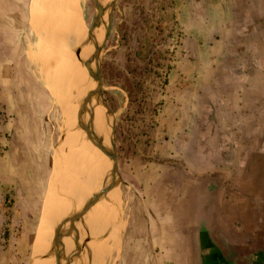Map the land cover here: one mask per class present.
<instances>
[{
	"label": "rangeland",
	"instance_id": "rangeland-1",
	"mask_svg": "<svg viewBox=\"0 0 264 264\" xmlns=\"http://www.w3.org/2000/svg\"><path fill=\"white\" fill-rule=\"evenodd\" d=\"M80 1L83 20L68 0H23L27 13L7 15L1 27V44L13 51L0 58V264H165L181 246L196 256L194 235L216 229L214 219L261 218L264 163L253 154L244 162L257 131L232 128L264 121L262 83L238 76L245 67L236 35L218 31L230 13L212 8L215 0L206 9L203 0ZM45 7L56 19L39 36L34 23H44ZM73 20L81 38L67 47L56 29ZM49 42L67 47V67L48 58ZM97 46L92 74L83 51ZM68 66L72 82L56 72ZM58 78L61 94L79 86L86 95L59 97ZM229 133L240 144L226 173L230 150L214 143Z\"/></svg>",
	"mask_w": 264,
	"mask_h": 264
},
{
	"label": "crops",
	"instance_id": "crops-1",
	"mask_svg": "<svg viewBox=\"0 0 264 264\" xmlns=\"http://www.w3.org/2000/svg\"><path fill=\"white\" fill-rule=\"evenodd\" d=\"M203 1L205 2L204 9H206L208 7L207 1ZM17 2L22 3L23 0H0V58H3L4 55L7 56V50L8 52L13 51L11 46H3L1 44L2 40H4L3 31L1 30V27H4V19H6L7 15H10L12 19L17 21L20 18L18 13H27L25 11L27 8L25 9L23 4L19 5ZM212 4V8H223L230 13L229 23L225 27H219L218 31L219 33L236 35L234 41L238 46L237 50L241 51L240 54L243 57L240 56L239 58H243L245 67V70L241 71L238 76L244 75L243 81L245 83H252L254 80L262 83L258 94L261 102L260 109L263 110H260V113L264 115V0H215ZM234 15L240 21L237 24L233 22ZM219 17L222 18L221 13H219ZM231 45L232 43L230 42L229 46L231 47ZM253 65L260 67L259 74L252 73L251 68L248 69V67ZM2 68L1 65V75L4 72ZM248 92L249 87H246L244 93ZM249 100L250 98L244 95V106ZM239 128L257 131L249 136L248 149L244 159L245 165L252 161V154L260 157L261 162L264 163V121L251 125L243 122L234 125L232 129L237 130ZM214 144L217 147L221 144L220 152H223V148H226V146L230 150L229 157L223 160L228 165V169L224 171L228 173L237 165L235 164V161H237L236 151L231 153V148H233V145L237 148V144L240 143L236 137L230 136L227 137L226 141H216ZM239 160L243 161L242 156H240ZM230 177L233 178V176ZM262 190L264 192L263 185ZM262 206L261 218L253 223H243L239 219H224L220 217L214 219L211 225L216 229L200 228L198 229V234L194 235L192 242L194 247H196V256L194 250H190L186 254V250H182V246L181 249L179 248L180 242L178 241L177 245L179 246L177 247L179 250L177 252L179 253L173 254V251H169L166 254L165 264H264V203ZM196 224L198 225V223ZM244 225H254L257 228H250L241 232L243 230L241 227ZM189 248L190 245H186V249ZM193 258L195 261L192 263L191 259Z\"/></svg>",
	"mask_w": 264,
	"mask_h": 264
},
{
	"label": "bare ground",
	"instance_id": "bare-ground-1",
	"mask_svg": "<svg viewBox=\"0 0 264 264\" xmlns=\"http://www.w3.org/2000/svg\"><path fill=\"white\" fill-rule=\"evenodd\" d=\"M80 0H68V3H67V6H68V8H70L71 9V11L73 12L72 14H73V16L75 17L74 19H77V17L78 18H80V19H82L83 20V15H82V10H81V5H80ZM50 3V2H49ZM50 5H51V3H50ZM69 10V9H68ZM56 11H58V10H56ZM60 11V10H59ZM63 11V10H62ZM70 11V10H69ZM65 12H67V10L65 11ZM43 13V12H42ZM44 23L42 24V19L40 20L39 18H37V20H36V22L34 23V25H35V28H36V30H37V32L40 34L39 36H42L43 35V33H44V30H45V28L49 25V24H51L52 22H53V20L55 21V19H52V15H54V14H50V13H52V11L51 10H48V11H46V7H45V11H44ZM62 13V12H61ZM57 14V13H56ZM64 14V13H63ZM71 14V15H72ZM40 16V15H39ZM38 16V17H39ZM60 17V16H59ZM59 18H57V20H58ZM64 20V19H63ZM66 20V19H65ZM52 21V22H51ZM51 22V23H50ZM64 22V21H63ZM84 22V21H83ZM54 23V22H53ZM58 23V22H57ZM56 23V24H57ZM69 23V24H68ZM64 24V23H63ZM65 24H67V26H65V25H63V26H58V30L56 29V31H59V32H61L62 34H64L65 35V37H63L62 36V38L64 39V43H65V46H67V47H70V46H72V45H74L75 43H79V41H80V38H81V33L82 32H80V30H79V27H78V23H77V21H74L73 20V23H71V22H66L65 21ZM81 24H83V23H79V26L81 25ZM55 25V24H54ZM53 24H52V26H54ZM59 25V24H58ZM61 25H62V23H61ZM51 26V27H52ZM60 27V28H59ZM52 28H54V27H52ZM56 28H57V26H56ZM83 36H84V34H83ZM83 38V37H82ZM41 39V38H40ZM77 39H79V40H77ZM41 43V42H40ZM49 43H51V42H49ZM43 44V43H42ZM52 44V43H51ZM39 45V44H38ZM40 46H41V44H40ZM64 45H54V44H52L51 45V47H50V50H49V56L50 57H48V58H50L51 60H52V62L54 63V64H56V66H58V67H64L65 65H66V67H67V61H65L66 60V58H65V60L63 59V57L62 56H60V51H61V53L67 48V47H65ZM44 49H45V47H44ZM44 49H42V50H44ZM49 49V48H48ZM84 49V48H83ZM69 50V49H68ZM101 51H102V49H101V46H97L95 49H93L92 51H90V55H89V52L86 50V49H84V54H85V56L87 57V66H88V60H89V66H90V71H92V74L94 73V71L96 70V63H97V56H98V54L99 53H101ZM37 52V51H36ZM41 52V51H40ZM45 52V51H44ZM48 52V51H47ZM71 51H69V53H70ZM64 54L65 53H68V52H66V51H64L63 52ZM42 54H44L45 55V53H42ZM48 54V53H47ZM66 55V54H65ZM67 55H69V56H71V54H67ZM66 55V57H68ZM39 56V55H38ZM83 56V55H82ZM44 57H46L47 58V56H44ZM71 57H73V56H71ZM89 57V58H88ZM47 58V59H48ZM70 58L68 57V61H70L69 60ZM35 60V59H34ZM46 60V59H45ZM75 60V59H74ZM46 62V64H47V60L45 61ZM67 63V64H66ZM70 63V62H69ZM43 64H44V62H43ZM81 65V64H80ZM42 66V65H41ZM44 66H45V64H44ZM44 66H42V69L47 73V74H49V73H51L49 70L50 69H48L47 67H44ZM50 66L52 67V65L50 64ZM82 66V65H81ZM81 66H80V69H82L81 68ZM66 67H65V69H66ZM72 65H71V69H72ZM50 68V67H49ZM61 69V68H60ZM63 70H64V68H62ZM68 71H65L66 72V74H65V72H63V70H57L56 72H58V73H61V74H59L60 75V77H61V75L63 74V76H66V78L65 79H67V77H69L68 79L72 82L73 80H72V76H71V74H70V70H69V66H68ZM53 70V69H52ZM51 70V71H52ZM81 72H83L82 70H80ZM55 72V71H54ZM58 73H57V75H58ZM52 82V84H53V82H54V78L50 75V78H49ZM61 79V78H60ZM59 78L57 79V80H55L56 82H58V84H57V91H56V93L58 94V92H59V94H60V96L59 97H63V98H66L67 99V97H68V95L70 96V94H71V96H70V98L69 99H72V101L74 102V100L76 99V98H78V96H83V95H86V93L84 94L83 92L81 93V91H80V93H79V90H80V87L78 88V87H74L73 89L72 88H70V89H72V90H70V89H68L67 90V92L65 93V92H63L62 94L60 93V91H64V88H65V86H64V84L63 83H61V82H59V81H61ZM47 82V81H46ZM63 82H64V80H63ZM66 82H67V80H66ZM60 83H61V85H60ZM56 84H54V85H56ZM59 85V86H58ZM66 85V84H65ZM70 85V84H69ZM68 86V85H67ZM55 87V86H54ZM70 87V86H69ZM85 91V90H84ZM86 92V91H85ZM75 93V94H74ZM57 98V97H56ZM81 100V99H80ZM70 101V100H69ZM76 101H77V99H76ZM88 101H89V99H88ZM87 102V101H86ZM65 105V104H64ZM72 108H74V109H76L73 105H72ZM88 110V109H87ZM74 110L72 109V112H73ZM100 111V110H99ZM89 120V119H88ZM90 121V120H89ZM94 122V121H93ZM93 122H92V124H93ZM94 127H96L95 129H98V121L96 120L95 122H94ZM92 125V126H93ZM101 125V124H100ZM88 129H90V128H88ZM102 129V128H101ZM101 131V130H100ZM82 140V139H81ZM87 142V141H86ZM89 142V141H88ZM84 144V143H83ZM89 145V144H88ZM89 147V146H88ZM105 152V151H104ZM76 158H78V155H77V157ZM94 158V157H93ZM70 159V158H69ZM88 161H89V159H87ZM91 160H93L92 158H91ZM101 159H97V161H95V164H96V166H98V164H99V162H101L100 161ZM70 161V160H69ZM78 161V160H77ZM83 161H85V159L83 160ZM86 162V161H85ZM92 163H93V161H91ZM55 163V162H54ZM78 163V162H77ZM84 165H85V163H84ZM94 165V164H93ZM92 164H91V166H93ZM86 166V165H85ZM90 166V167H91ZM100 167V166H99ZM77 168V167H76ZM55 170H56V167H54V171H53V173H55ZM96 170H98V169H96ZM98 172V171H97ZM99 173V172H98ZM80 175V174H79ZM101 175V174H100ZM55 176V175H54ZM105 176V175H104ZM93 177V176H92ZM96 177V176H95ZM82 178V177H81ZM54 182V184H56L55 186H58L57 184H58V181H53ZM97 187V186H96ZM107 196V195H106ZM68 201V200H67ZM80 206V205H79ZM57 216V215H56ZM55 216V217H56ZM61 218V217H60ZM59 218V219H60ZM73 220L75 221V222H77V223H80V220H79V218L77 217V216H75L74 218H73ZM60 232H61V230H60ZM63 233H65V232H63ZM105 235V234H104ZM62 236V235H61ZM60 236V237H61ZM41 241H42V239H41ZM94 241V240H93ZM38 244H40V243H38ZM42 244H43V242H42ZM38 246V245H37ZM91 256V255H90ZM100 262V261H99Z\"/></svg>",
	"mask_w": 264,
	"mask_h": 264
},
{
	"label": "water",
	"instance_id": "water-1",
	"mask_svg": "<svg viewBox=\"0 0 264 264\" xmlns=\"http://www.w3.org/2000/svg\"><path fill=\"white\" fill-rule=\"evenodd\" d=\"M81 51H79L78 52V55L80 56L81 54ZM98 81H99V83H100V78H99V76H98ZM80 84H83L84 86H86V88L88 87V90H89V92H90V94L92 95V96H94V98L95 99H101L102 100V102L104 103L105 101L103 100V98H102V96H101V93H100V91H99V89H93L92 87H89V83L86 81H82V83H81V81H80ZM106 105V107L108 108L106 111H107V113H109L110 112V110H109V107H108V104L106 103L105 104ZM107 127H108V124H107ZM108 134H109V139H110V141H111V135H112V132H110V130L108 131ZM112 152V151H111ZM112 156V160H113V162H114V164H116V156H115V154H114V152H112V154H111Z\"/></svg>",
	"mask_w": 264,
	"mask_h": 264
}]
</instances>
